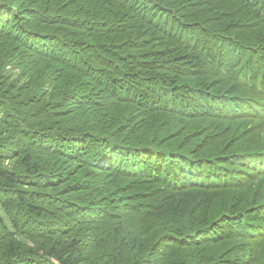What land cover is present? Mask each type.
<instances>
[{
    "label": "trees",
    "instance_id": "1",
    "mask_svg": "<svg viewBox=\"0 0 264 264\" xmlns=\"http://www.w3.org/2000/svg\"><path fill=\"white\" fill-rule=\"evenodd\" d=\"M0 264H264V0H0Z\"/></svg>",
    "mask_w": 264,
    "mask_h": 264
},
{
    "label": "rangeland",
    "instance_id": "2",
    "mask_svg": "<svg viewBox=\"0 0 264 264\" xmlns=\"http://www.w3.org/2000/svg\"><path fill=\"white\" fill-rule=\"evenodd\" d=\"M219 123L221 124V122H219ZM198 125H199L200 128H203L204 129V126L200 122L198 123ZM205 126H207V125H205ZM208 127H209V125H208ZM200 135L202 136L203 135V132L200 133Z\"/></svg>",
    "mask_w": 264,
    "mask_h": 264
}]
</instances>
